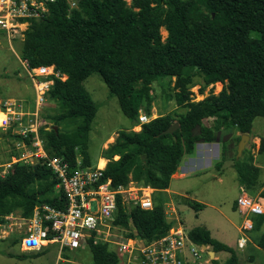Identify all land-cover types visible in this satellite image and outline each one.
I'll list each match as a JSON object with an SVG mask.
<instances>
[{
  "label": "trees",
  "instance_id": "16d2710c",
  "mask_svg": "<svg viewBox=\"0 0 264 264\" xmlns=\"http://www.w3.org/2000/svg\"><path fill=\"white\" fill-rule=\"evenodd\" d=\"M73 1V6L68 0L50 2L48 13L33 20L21 39L20 58L31 66L54 64L68 76L65 81L56 80L49 90L47 98L55 108L45 116L51 126L39 128L44 148L74 167L79 147L81 166L91 164L87 141L98 106L83 81L92 73L99 74L133 126L138 124L140 110L151 114V83L175 76L180 89L170 98L177 110L158 114L139 130L118 131L102 154L107 159L102 179L110 178L113 186L132 180L154 188L152 209H126L118 201L114 223L130 225L133 231L127 237L159 238L170 225L163 190L181 157L191 153L197 142L218 140L221 127L233 124L241 134L248 133L256 116L264 118V0ZM252 31L258 36L253 37ZM194 79L200 80L201 91L215 81L224 86L217 94L191 101L189 84ZM210 117L213 124L205 125L203 120ZM175 121L178 128L163 133ZM7 134L21 138L10 134V129ZM241 156L233 158L239 185L249 192L257 189L264 198V184L258 186L260 167L252 155ZM56 182L43 159L14 162L0 176V223L14 212L30 216L38 203L63 208L64 194L50 196ZM186 201L195 210L201 208L199 202ZM251 219L252 229L259 232L256 245L264 249V213ZM188 236L209 245L213 252L230 253L222 263L211 259L213 264L238 263L235 251L213 238L206 227H193ZM11 242L17 244L18 239ZM86 248L93 264H120L107 242L88 239Z\"/></svg>",
  "mask_w": 264,
  "mask_h": 264
},
{
  "label": "built area",
  "instance_id": "2783aa9c",
  "mask_svg": "<svg viewBox=\"0 0 264 264\" xmlns=\"http://www.w3.org/2000/svg\"><path fill=\"white\" fill-rule=\"evenodd\" d=\"M53 1L0 0V37L8 42L16 37H23L33 20L48 13V4ZM68 2L70 6L74 5L73 0ZM18 58L32 83L33 105L30 110H23L21 104H16L12 98L1 100L0 129H10V134L21 136L16 144L19 147H29L27 156L31 159L26 162L44 160L45 165L57 178L50 196L53 198L64 194L66 204L63 208H58L48 203H38L28 217L20 213L5 215L6 220L0 223V239H6L5 237L11 234L7 239L17 238L21 252L57 244V259L64 260L59 256L60 253L64 250L85 248L88 239H91L92 243L109 241L106 237L100 239L99 235H108L111 225L115 224L114 220L119 212L118 201L126 209H152L154 188L132 180L125 185L113 186L110 178L102 179L107 162L104 157H99L95 165L86 166H81V160L76 159V165L71 167L62 156L49 155L39 134V128L44 123L41 114L54 82L65 81L68 76L54 64L31 66L27 60L20 56ZM217 83L221 82L209 83L208 87L217 86ZM189 91L199 96L198 89L195 92L192 89ZM191 96L193 94H190V99ZM152 116L153 113L149 115L140 110L138 127H134L140 129L141 124L148 122ZM101 159L104 161L103 165L100 164ZM235 201L241 216L238 225L240 236L236 242L239 248H243L248 241L246 233L253 228L251 216L264 213V198L240 193ZM170 211L175 212L174 208ZM167 214L169 211L165 210V215ZM188 232L181 220L175 217V220L170 221L163 236L150 241H145L137 235L128 236L114 241L112 250L117 254L120 264H194L201 259L202 253L209 259L208 246L193 242Z\"/></svg>",
  "mask_w": 264,
  "mask_h": 264
},
{
  "label": "rangeland",
  "instance_id": "374dc122",
  "mask_svg": "<svg viewBox=\"0 0 264 264\" xmlns=\"http://www.w3.org/2000/svg\"><path fill=\"white\" fill-rule=\"evenodd\" d=\"M126 1L128 4L130 3V0ZM160 31L162 38H165L167 33L164 27H161ZM252 36L257 37L258 33L252 31ZM21 39L22 36L8 42L5 38L0 37V101L15 97L16 104H21L23 110H30L34 101V92L32 83L18 58L22 46ZM83 84L98 106L87 141L89 159L91 165H95L99 157H103V150L114 141L110 138L111 136L115 138L117 132L122 129H139H137V125V127H134L129 118L123 115L117 98L110 95L108 87L98 73L89 75L83 81ZM189 85V90L192 89L195 92L198 89L199 96L190 91V94H193L191 99L198 101L207 95L218 93L223 88L224 82L217 83V86L211 88L207 84L202 91L200 90L201 82L198 79H194ZM178 89H180V85L177 83L175 76L172 79L164 78L151 83L152 118L160 113L166 114L177 110L174 100L170 96ZM17 107L19 108V105ZM54 108L55 104L47 98L41 114L44 121L43 126H46V128L51 126V122L45 116L53 113ZM212 121H214L213 117L209 120L210 124H213ZM205 125L210 126L207 123ZM11 133H13L12 130ZM217 134L218 140L205 142L211 143L209 147H200L199 143L204 142H197L194 145V148H206L211 151L213 158L210 164L203 162L198 168L200 171L190 173L186 177L170 180L171 189L175 190L176 194H172L174 196H171V198L166 197L164 211H169L166 219L171 221L178 217L186 230L196 226L207 227L213 238L227 244L235 251L238 264H250V262L252 264H264V249L256 247L258 231L252 229L246 233L248 241L243 248H239L236 242L240 236L238 225L241 216L231 206L239 195L240 187L233 167V158H236L238 137L241 132L232 124L219 128ZM247 134L249 139L242 150V156H240L243 159L249 154L252 155L253 162L260 167L258 174L259 186L264 183V118L262 116L254 118L251 130ZM16 143V138L7 134V131L0 129L1 177L7 173L14 162H26L31 159L27 156L29 147H19ZM76 152L77 159L82 160L79 147L76 148ZM217 163H220L218 167L216 166ZM184 193H188L198 202H203L204 206L200 210H195L187 205L184 198L181 199ZM245 193L252 197L258 195L257 189L253 192L245 190ZM171 208H174V213H171ZM132 231L130 225L112 224L109 234L101 233L99 238L106 237L109 240L107 242L109 248L114 249L113 242L127 237V234ZM10 235L6 236V239H0V264H55L56 262L58 264H93L90 250L86 247L63 251L59 256L64 260H58L57 244H50L45 248L34 251L21 252L17 244L12 243L11 239H7ZM209 248L211 249L210 246ZM216 255L219 263H222L229 256L225 251L217 252ZM205 259H207L206 254L202 253V258L194 264H207ZM208 264H213V262L208 260Z\"/></svg>",
  "mask_w": 264,
  "mask_h": 264
},
{
  "label": "crops",
  "instance_id": "0c3cea01",
  "mask_svg": "<svg viewBox=\"0 0 264 264\" xmlns=\"http://www.w3.org/2000/svg\"><path fill=\"white\" fill-rule=\"evenodd\" d=\"M19 56V55H18ZM12 99H15V97L13 98L12 97ZM22 100H24V99H22ZM212 119V117H210V118H207V119H204L203 120V123L205 124V123H207V124H209V125H212V124H210V122H209V120H211ZM213 122V121H212ZM111 139H114V137L113 136H111L110 137ZM109 143V142H108ZM211 143H199V145H200V147H203V146H207V147H209V145H210ZM106 146H107V143L105 144ZM101 158H103V157H101ZM212 154H211V151H209V149H206V148H194L193 149V151L191 152V153H188V154H185V155H183L182 157H181V159H180V162H179V165L177 166V168H176V170H175V172L172 174V176H171V179L170 180H172V179H176V178H182V177H186L188 174H190V173H194V172H196V171H200L198 168L200 167V165L203 163V162H205V164H210L211 163V160H212ZM102 160V159H101ZM101 160H100V162H101ZM105 161H106V158H105ZM255 163V162H254ZM256 164V163H255ZM257 165V164H256ZM258 166V165H257ZM264 184V183H263ZM239 187H240V189H239V194L240 193H245V190L242 188V186H240L239 185ZM164 192H165V194H166V197L168 196V198H171V196H174V195H172V194H176V191L175 190H172L171 189V186H170V181H169V185H168V187L167 188H165L164 190H163ZM245 194H247V193H245ZM183 197H181V199L182 198H184V200H185V202H186V204H187V201H186V199L188 200V199H190V200H193V201H196V202H198L196 199H194L191 195H189L188 193H184L183 195H182ZM176 197V196H175ZM236 200V199H235ZM235 200L232 202V208L234 209V210H237L236 209V207H235ZM200 204H201V208L204 206V204H203V202L201 203V202H199ZM188 205V204H187ZM200 208V209H201ZM200 209H198V210H200ZM238 212V211H237ZM205 227V226H204ZM207 228V227H206ZM208 229V228H207ZM209 230V229H208ZM210 231V230H209ZM210 235H211V233H210ZM208 246V248H209V245H207ZM256 247H258L257 245H256ZM218 252H221V251H218ZM225 252H227V251H225ZM228 253V255H230V253L229 252H227ZM217 252H213L212 251V249H208V255H209V259L207 258V259H205V263H207L208 264V260L210 261L211 259H218V257H217ZM228 257V256H227ZM202 258V257H201ZM219 262V261H218ZM238 264V263H237ZM250 264H252L251 262H250Z\"/></svg>",
  "mask_w": 264,
  "mask_h": 264
},
{
  "label": "water",
  "instance_id": "95a60500",
  "mask_svg": "<svg viewBox=\"0 0 264 264\" xmlns=\"http://www.w3.org/2000/svg\"><path fill=\"white\" fill-rule=\"evenodd\" d=\"M178 122H173L172 124H170L164 131L163 133H173L177 128H178ZM54 129L56 130L57 127L54 126ZM173 138H175V136H173ZM249 139V135L247 133H243L240 135L238 144H237V148H236V157H239L242 153V150L245 147V144L247 142V140Z\"/></svg>",
  "mask_w": 264,
  "mask_h": 264
},
{
  "label": "bare ground",
  "instance_id": "6f19581e",
  "mask_svg": "<svg viewBox=\"0 0 264 264\" xmlns=\"http://www.w3.org/2000/svg\"><path fill=\"white\" fill-rule=\"evenodd\" d=\"M2 116L1 112H0V117ZM104 161L101 160L100 164L103 165Z\"/></svg>",
  "mask_w": 264,
  "mask_h": 264
}]
</instances>
